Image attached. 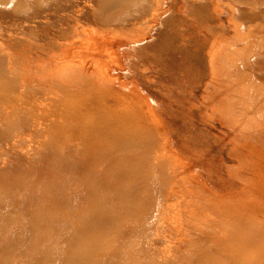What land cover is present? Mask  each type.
Segmentation results:
<instances>
[{
  "label": "rangeland",
  "instance_id": "374dc122",
  "mask_svg": "<svg viewBox=\"0 0 264 264\" xmlns=\"http://www.w3.org/2000/svg\"><path fill=\"white\" fill-rule=\"evenodd\" d=\"M138 1L0 9V212L21 243L0 237V264H30L24 247L43 231L33 235L12 203L50 174L67 209L90 211L92 199L79 201L87 172L125 201L109 208L123 222L88 227L81 254L49 249L67 262L36 264H127L125 253L130 264H224L227 245L264 264V0ZM100 236L121 254L98 247Z\"/></svg>",
  "mask_w": 264,
  "mask_h": 264
},
{
  "label": "bare ground",
  "instance_id": "6f19581e",
  "mask_svg": "<svg viewBox=\"0 0 264 264\" xmlns=\"http://www.w3.org/2000/svg\"><path fill=\"white\" fill-rule=\"evenodd\" d=\"M49 1L50 0H0V9H5L4 6H6L9 3H12L15 6H18V5L20 6V5L26 4V3H30L31 5H34V6H39V4H41L43 2L46 3V2H49ZM52 1H54V0H52ZM120 1L125 2V6H127L128 8H131L133 6L138 5V2H139L138 0H108V4H112V5L115 4L116 5ZM118 15H120V12H116V17H118ZM75 43H76V41H75ZM213 54L214 53H212V55ZM115 83H113V84H115ZM3 107H6V105H3ZM7 111H8V109L6 110V113H7ZM92 130L93 129H90V127H89L88 129L83 130L81 132V134L83 136H85L88 133H90ZM114 137H115V132L111 131L109 137L107 139H104V141L106 143H108V144L110 143V145H111V144H113L112 140L114 139ZM93 138L96 141V143L98 144L97 134H95L93 136ZM97 148H98L99 151H103L104 150V147H103V145L101 143L97 145ZM110 165L111 166L109 167V171L116 170L117 164L114 165V163H111ZM90 174H91V172L90 173L87 172L85 175L82 176L83 177V181H85V183H86L87 191L84 193V195L79 200L80 204H81V203H84V201H86L89 198L92 199L93 203H94V207L90 211H88V210L84 211L80 206H77L76 208L72 207L73 209H70V208L67 209V206L69 205L68 199H65L64 197L61 198V195L59 194L60 193L59 186L61 185L62 182L60 183L58 179L51 178L50 174L46 177L47 183L43 187V189H39V188L34 186L33 189L30 192H26V197L28 199L31 198L30 200H23L22 198H19L21 200H19V201L15 200V202L12 203L16 207H18L19 205H22V206H20V209L22 211H26V212L29 213V215H30L29 224H30V229L32 230L33 235L38 230L43 229V231H41L39 233V235H36V239L33 240L34 242L32 241V243L30 245L24 247V252L27 254V256H28L27 258H28V260H30L28 262L30 264H33L34 262L36 264L37 261H39L41 259H43V260L44 259H54V260L57 259L59 262H67V260H66L67 259L66 258V252H64L65 251L64 249H63V251L60 250L59 253H52L53 250L50 251L49 249H60L59 245L61 243H63L64 245L65 244L69 245L68 247H70V249L72 248V252H76V253L80 252V254H81V252H84V248H85L86 244H88L90 242V240L93 239V238H90V237L86 236L87 233H85V232L87 231L88 227L91 226V228H95L96 230H98V228L101 225H106V224H102V223H105V222L109 221L110 217L112 219H115L114 221H111V223L112 222H117V223H122L123 222V219H121L117 215L116 210L114 209L113 211L112 210L109 211V208L110 207L112 208L113 206H121L122 207V206L125 205V201H123L121 198H118V197H111L110 194H105V191L99 189V188H101V186H105L106 184H109L108 178L102 179L100 177H96V176H94L92 174L90 175ZM176 178L178 179V176ZM180 181H181V179H180ZM12 183L15 185V188H17V191H18L19 188H20V185L22 183V179L21 178L20 179L18 178L17 180L15 179ZM181 183L184 184V182H181ZM173 185L174 184H172V186ZM178 186H180V185H178ZM186 189L187 188H185L184 190H186ZM169 190L170 191L172 190L171 187H170ZM191 190L192 189H190V190L188 189L187 191H190L192 193L193 190L192 191ZM37 191H43V192L47 193L48 194V198L46 200H44V201L43 200H38L36 198L33 199L32 196H35ZM175 192H177V191L175 190ZM184 192L185 191H183L182 194H184ZM168 193H170V192H168ZM191 193L188 194V196L191 195ZM193 193H195V192H193ZM18 195L21 196V192H18ZM167 196H168V194H167ZM183 196H185V195H183ZM183 196H181V200L183 199ZM179 200L180 199H178L177 202ZM13 201H14V199L12 200V202ZM32 201L34 202V205H33ZM174 201H172V204H176V201H175V203H174ZM188 201H189V199H188ZM188 201H186V203H188ZM191 202H193V201H191ZM198 203H199V201H198ZM172 204H171V206H172ZM167 205L170 206V204H168V203H167ZM173 206L176 207V210H177V208H179V207H177V205L176 206L173 205ZM101 207L104 208L105 212H100L101 211ZM173 208L171 207V209H173ZM57 209H59V210H57ZM184 209L186 210L185 207H184ZM190 209L188 208L187 210L190 211ZM193 209H195V208L193 207ZM193 209H192V211L195 212L196 210H193ZM176 210H175V212H176ZM199 210L200 209H198V211ZM202 213H203V211H202ZM173 214L174 213H172V215ZM178 214H179V212L177 214H175V217ZM192 214H193V212H192ZM180 215H181V213H180ZM180 215H178V217ZM166 216H169V215H166ZM171 217H170V220H171ZM173 217H172V219H173ZM176 220H179V218H176ZM175 221H174V223H175ZM177 222H179V221H177ZM13 223H14V221H6L4 219V217H3V214L0 212V237H2L3 239H6L8 241L9 246H11V247L18 246V247H20L21 246L20 242L14 241V240H9V239H13V237H10L9 235L6 234V227H11L12 226L11 224H13ZM170 223L174 224L173 221L170 222ZM181 224L183 225V223H181ZM181 224L178 225V226H181ZM173 226H176V224L173 225ZM179 228L181 230V227H179ZM155 232H157V230ZM184 233H185V231H184ZM156 236H159V235L157 234ZM56 240H58L59 244L57 243ZM59 240H62V241L60 242ZM97 241H98L97 242L98 247H104V251L112 252L113 254H115L114 257L117 256L116 255L117 252H119V253L121 252V250L120 251L119 250L116 251V247H115V245L113 244L112 241L109 242V243H106L105 236L97 237ZM224 244H223V246H224ZM51 245H52V247H50ZM60 247H61V245H60ZM164 248H166V246ZM227 248H229V250L227 249L229 253H228V256L226 257V261L224 262V264H243V260H242V258H240V254L241 253L235 254V252H233V248L231 247V245H227ZM114 251H116V253ZM97 254H99V253H97ZM121 255H122L123 259H125V261L128 262L127 264H130L131 262H133L132 258L130 257V255L128 253L121 254ZM205 262L207 264L209 262V260L205 259ZM138 263H140V264H143V263L144 264H151L152 262L150 260H145L144 262L137 261V263L134 262L132 264H138ZM171 264H175V263H171Z\"/></svg>",
  "mask_w": 264,
  "mask_h": 264
}]
</instances>
